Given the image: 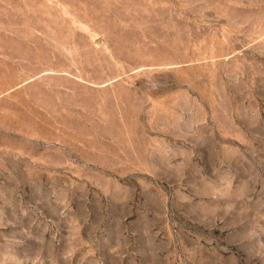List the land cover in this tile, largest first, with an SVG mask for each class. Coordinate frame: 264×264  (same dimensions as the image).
<instances>
[{"label": "rangeland", "instance_id": "374dc122", "mask_svg": "<svg viewBox=\"0 0 264 264\" xmlns=\"http://www.w3.org/2000/svg\"><path fill=\"white\" fill-rule=\"evenodd\" d=\"M0 264H264V0H0Z\"/></svg>", "mask_w": 264, "mask_h": 264}]
</instances>
